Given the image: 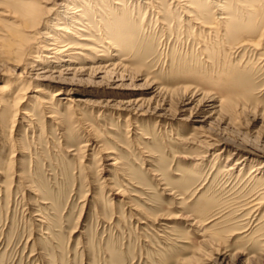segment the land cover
Masks as SVG:
<instances>
[{
	"label": "rangeland",
	"instance_id": "rangeland-1",
	"mask_svg": "<svg viewBox=\"0 0 264 264\" xmlns=\"http://www.w3.org/2000/svg\"><path fill=\"white\" fill-rule=\"evenodd\" d=\"M83 1L93 41L66 34L90 44L68 62L32 61L40 44L17 49L0 14V264H264V1L221 0L256 27L244 39L263 33L238 48L171 0Z\"/></svg>",
	"mask_w": 264,
	"mask_h": 264
},
{
	"label": "bare ground",
	"instance_id": "bare-ground-1",
	"mask_svg": "<svg viewBox=\"0 0 264 264\" xmlns=\"http://www.w3.org/2000/svg\"><path fill=\"white\" fill-rule=\"evenodd\" d=\"M96 1H99V0H96ZM111 1H113V4L117 5L116 8H118V6L121 5V3L116 1V0H111ZM211 1L213 3V6L216 8V10H219L218 16L215 18L217 21H212L211 20L212 18L210 19L209 17H207L208 13H205L203 10H201L198 3H196V6H192L191 3L189 2V0H171L170 4L172 3L173 7L182 10L185 13V15H187L189 21L195 23V25L197 26V29H198V33H197L198 36H200V34H202V35H204V37L207 38L209 35L217 32L219 29V26L222 25V26H225V27H223L225 34L227 33V34L231 35L234 39H236L237 45H235V46H237V48L242 47V46L258 47L260 45V42H261V39L263 36L262 32L260 33V35H258V39H256L257 36H255L256 38L254 37V39H256V40L249 39L250 42L248 41V37H246L247 35L245 36L246 37L245 39L242 36L243 30L247 29L249 31H254L256 29V27L253 25V23H251V21H247L243 24L246 27H243V25H242V27H240L239 22L236 23V21H233V18H235L236 15H234V11L232 8L226 7V6H224V4L223 5L220 4L221 0H216V1L211 0ZM260 1H264V0H260ZM76 2H77V0H31V1L27 2V4H22L19 7H17L16 9H12L11 11L5 10V12L4 11L0 12V14H2L3 16H9L10 18H13L10 22H8L4 25V28L5 29L7 28V30L5 31L4 28L2 30H3V32L5 31V35L6 34L9 35V37L13 41V44L15 45V47L17 46V49H20V47H23L22 45L24 42H27V44H29L28 42H31V41L34 42V40H37V42L40 45L37 47V49H36L37 51H33V53H35V54L32 57V59H33L32 61L36 62L37 59H39V57L41 56L43 58H53V60H58L61 62H68L69 60L73 59L76 55L81 53V52H77V49L78 50L80 49L82 51L88 50V49H90V44L88 42L87 43L86 42L85 43L79 42L75 45L70 44L66 39L65 40L62 39V38H67L66 36H68V35H66V34H69V35L73 36L74 38H77L80 40H86V41L91 40V41H93V39H90L89 37H84V36L79 35L80 31L88 32L90 30L89 27L91 25L89 24L90 17H88L89 15H86V13H87L86 8L84 9V7H87V10H88V4H86L83 0H80L81 4L78 6V5H76ZM100 2L101 1H99L100 5L103 4L102 2L101 3ZM155 3L161 4V2H158L157 0H143V4H147V7H149L150 9L158 7V6H155ZM82 4H83V7L81 8L80 6H82ZM250 5H253V4H250ZM255 5L257 6V3ZM91 6L94 9L93 14H95L96 16L99 17L97 19H98V24H100V25H97V29L99 31V32H97V34L101 38L105 39V43L109 47H111L113 50H115L114 53H116L117 50H119V44L122 43V41H123V39H116L115 38V36L116 37L119 36L120 31H121V27H119V26L116 27L117 23H115V24L111 23V25H109V23L103 21V18L97 13V10H99V11H101V10L97 6L96 2L93 1V5H91ZM252 7H250V8H252ZM168 8H170V6ZM188 8L192 9V10H189ZM250 8H248V10H249L248 12L256 11V10H253ZM103 9H105V8H103ZM152 11L157 12L159 14V11H157V9L156 10L153 9ZM192 11L195 14H192ZM263 13H264V11H263ZM263 16L264 15L262 14V18H263ZM257 19H258V17H257ZM123 21H124V19H122V22ZM10 27H11V29H9ZM226 28H228V29L226 30ZM240 28H242L243 30H241ZM33 29H35L34 34L31 36L28 35V32H32ZM76 30H80V31L78 32ZM91 30H93V29H91ZM114 32H115V36H112L111 34ZM0 35H2V34H0ZM222 35H224V33ZM200 39L202 40V38H200ZM225 39H226V37H225ZM27 44H25V45H27ZM242 49H244V47ZM233 50H235V49H233ZM96 51H97V56H100V57L104 56V54L100 50H96ZM222 52H224V51H222ZM212 53H211V55H212ZM239 53H240V51H239ZM38 54H40V56ZM260 54L263 55V53H260ZM257 57L258 56H256L255 59H257ZM213 58H214V55H213ZM208 59H211V58L208 57ZM47 60L48 59H46V61ZM240 61H242V60H240ZM220 65H221V63H220ZM113 66H116V64L114 63ZM222 66H224V65H222ZM222 69H224V68H222ZM3 87L4 86L0 87V89H2ZM189 91H191V90H189ZM59 94H60L59 91L54 92L53 96L59 95ZM23 100L24 99L20 98V101H18V103L23 102ZM223 101H225V99H223ZM220 106H221V108L223 106H226V108H228V109H233L232 102L225 101V103H223V104L221 103ZM210 107L215 109L216 107L219 108V105H214V106H210ZM216 110H219V109H216ZM27 116H31V115L28 113ZM242 160L233 163V165L232 166L230 165L229 169H227V170L234 169V167L237 164H240L242 162ZM226 168H228V167H226ZM256 200H259V199H256ZM263 202L264 201H257L255 203V205L261 206Z\"/></svg>",
	"mask_w": 264,
	"mask_h": 264
}]
</instances>
